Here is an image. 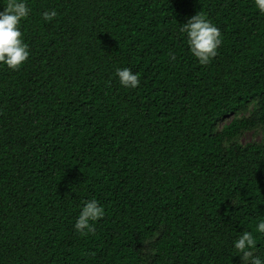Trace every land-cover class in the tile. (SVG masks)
Masks as SVG:
<instances>
[{
	"label": "trees",
	"instance_id": "obj_1",
	"mask_svg": "<svg viewBox=\"0 0 264 264\" xmlns=\"http://www.w3.org/2000/svg\"><path fill=\"white\" fill-rule=\"evenodd\" d=\"M27 3L29 57L0 66V264H242L244 231L264 258V139L238 141L264 134L254 0ZM197 13L221 33L206 65L180 31ZM91 199L104 216L82 235Z\"/></svg>",
	"mask_w": 264,
	"mask_h": 264
},
{
	"label": "clouds",
	"instance_id": "obj_2",
	"mask_svg": "<svg viewBox=\"0 0 264 264\" xmlns=\"http://www.w3.org/2000/svg\"><path fill=\"white\" fill-rule=\"evenodd\" d=\"M254 6L259 14H264V0H254ZM27 0H6L0 6V66L10 70H17L29 57L28 45L23 41L21 23L30 13ZM57 16L54 9L41 13L44 21H51ZM180 31L185 35V42L191 55L201 65H206L216 56L217 49L221 44L220 30L212 24L203 14L197 13L191 16L186 23L180 24ZM174 59V55L171 56ZM115 76L121 86L134 89L139 83V74L133 73L129 68H117ZM227 143L225 147H227ZM104 216V209L97 200H86L80 207L79 214L73 225L80 233H92V222ZM255 232L264 235V219L255 225ZM257 237L252 231L242 232L232 244L239 253L242 264H264V258L255 255Z\"/></svg>",
	"mask_w": 264,
	"mask_h": 264
},
{
	"label": "rangeland",
	"instance_id": "obj_3",
	"mask_svg": "<svg viewBox=\"0 0 264 264\" xmlns=\"http://www.w3.org/2000/svg\"><path fill=\"white\" fill-rule=\"evenodd\" d=\"M246 115V114H245ZM225 123V122H224ZM222 125V123H221ZM264 139V134L260 130H252V131H246L243 132L239 138L238 141L241 144H248V143H260ZM144 254H148V247L146 246L144 249Z\"/></svg>",
	"mask_w": 264,
	"mask_h": 264
}]
</instances>
